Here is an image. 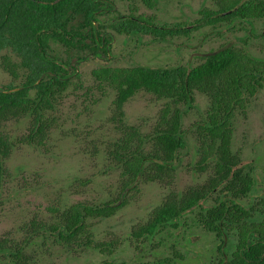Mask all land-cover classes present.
<instances>
[{"label": "trees", "instance_id": "obj_1", "mask_svg": "<svg viewBox=\"0 0 264 264\" xmlns=\"http://www.w3.org/2000/svg\"><path fill=\"white\" fill-rule=\"evenodd\" d=\"M142 1L155 5L154 0ZM106 2L0 0V52L15 56L24 71L19 86L0 85V124L28 119L29 130L20 140L43 145L66 120L68 99L74 100L77 116L93 106L97 135L93 133V141L85 138V152L93 158L102 154L109 163L104 174L112 169L118 174L114 193L100 194L93 203L72 204L57 223L33 219L22 242L12 245L0 239V258L25 264L27 247L42 248L52 240L72 250L93 248L102 264H115L113 257L123 250L122 243L96 239L94 227L116 216L141 187L154 183L163 190L161 200L127 237L137 251L133 259L119 264H199L197 259L202 258L187 246L196 230L216 240L205 264H264V191L255 187V165L243 164L234 148L238 117L246 115L250 100L264 86V59L243 48L225 47L193 68L110 66L96 57L106 54L111 36L104 39V35L109 30L117 34L153 31L162 38L173 32L124 21L120 12L118 20L111 22V6ZM207 15L211 22H264V0H225L218 12ZM92 60L100 65L89 74L79 69ZM197 94L208 98V107L186 129L183 123L195 107ZM137 95H150L163 103L145 133L125 119V105ZM190 138L195 142L193 151ZM11 150L9 138L0 133V193L4 161ZM188 154L194 161L183 170L194 176V183L177 190L175 175ZM58 208L50 210L59 214ZM184 251L194 254L184 258Z\"/></svg>", "mask_w": 264, "mask_h": 264}, {"label": "rangeland", "instance_id": "obj_2", "mask_svg": "<svg viewBox=\"0 0 264 264\" xmlns=\"http://www.w3.org/2000/svg\"><path fill=\"white\" fill-rule=\"evenodd\" d=\"M112 2L121 14H127L132 6L141 15L154 16L158 24L170 26L178 23L192 26L188 34L167 37L164 41L150 35L144 36L139 43L137 36L128 38L126 35L115 34L116 45L112 50V59L108 61L110 66L140 64L156 68L185 65L193 68L199 66L206 55L225 47L243 48L251 55L264 59L263 21L232 19L211 22L212 19L207 14L218 12L225 0H160L154 10L144 8L141 0ZM98 65L100 64L92 60L85 67L78 68L89 74ZM23 80L24 71L18 66L15 56L6 51L0 52V85L19 86ZM195 98V107L183 123L186 129L199 121L208 107L209 100L206 96L197 94ZM71 101L68 99L65 104L63 116L66 120L61 123V129H53L43 145H28L20 140L29 130L28 119H9L0 124V133L7 136L12 143L11 153L4 161V180L0 193V239H7L12 245L29 236L26 226L33 219L44 224L57 223L60 214L72 204L78 201L93 203L100 194L104 196L115 191L117 170L112 169L104 174L109 163L104 160L103 155L93 158L85 152L88 147L85 138L90 136V141H93L97 135V129L93 130L97 126L96 119L93 125V106L92 111L81 112L77 116L79 111L74 108V100ZM162 106V102H157L150 95H137L125 105L126 122L144 133L148 132L156 122ZM236 127L234 148L240 152L243 164L255 165V187L262 192L264 86L250 100L246 115H239ZM112 131L111 135L115 138ZM194 145L195 142L190 138L189 149L193 151ZM188 155L175 175L174 187L177 190L194 183V176L183 170L189 162L194 161L191 159L192 155ZM78 182L85 184L80 186ZM162 191L154 183L141 187L140 193L116 216L94 227L96 239L98 236L101 240H117L122 243L123 250L113 257V263L129 262L133 259L137 251L130 247L127 237L140 222L149 218L150 212L161 200ZM57 206L60 213H52L50 207ZM91 227L93 229V221ZM215 244L213 235L196 230L187 246L190 245L196 255L202 258L197 259L199 264H205L208 261L205 258L209 257ZM38 246L27 247L25 264H102V257L93 248L72 250L52 240H48L42 248ZM183 253L184 258L194 254H188L187 251ZM7 263L9 264L7 260L0 258V264ZM10 264L16 263L11 260Z\"/></svg>", "mask_w": 264, "mask_h": 264}, {"label": "flooded vegetation", "instance_id": "obj_3", "mask_svg": "<svg viewBox=\"0 0 264 264\" xmlns=\"http://www.w3.org/2000/svg\"><path fill=\"white\" fill-rule=\"evenodd\" d=\"M107 2V5H110L111 6V9H110V13H111V22H115L118 20V9L116 8L115 4L112 2V0H106ZM132 2L135 1V0H131ZM160 2V0H154V6L153 7H150V6H147L143 3V1L141 0V3L143 5L144 8L148 9V10H154L157 8V5L158 3ZM114 6V8H113ZM121 18L124 20V21H136L140 27H145L147 29L149 28H152V29H162L164 31H172L173 34H166V36L164 38L160 37L159 35H156L153 31L151 32H147V33H144V32H136V33H126V34H119V35H126L128 38H131L133 36H137L138 38V42L140 43L141 39L144 37V36H154V37H158L160 38L161 40H166L167 37H174L176 35H180V34H188L190 31H191V26L190 25H178V23H173V25H161V24H158L157 23V19L150 15V17L148 16H144V15H141L137 12V8L136 7H132L130 8L129 12L127 14H122L121 15ZM117 33H114L112 30H109L108 31V34H105L104 35V39L107 35L111 36L109 37V42H108V45L106 46V54L105 53H101L100 55H97V59L100 60V61H103V62H110V60L112 59V50H113V47H115L116 45V35ZM94 56V55H93ZM106 57V58H105Z\"/></svg>", "mask_w": 264, "mask_h": 264}, {"label": "water", "instance_id": "obj_4", "mask_svg": "<svg viewBox=\"0 0 264 264\" xmlns=\"http://www.w3.org/2000/svg\"><path fill=\"white\" fill-rule=\"evenodd\" d=\"M20 89H21V87H19V88H15V89L10 90V91H7V92H15V91H18V90H20Z\"/></svg>", "mask_w": 264, "mask_h": 264}]
</instances>
